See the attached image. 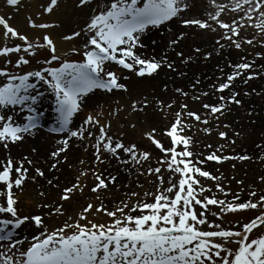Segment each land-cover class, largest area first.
Returning a JSON list of instances; mask_svg holds the SVG:
<instances>
[{
  "label": "snow or ice",
  "instance_id": "snow-or-ice-1",
  "mask_svg": "<svg viewBox=\"0 0 264 264\" xmlns=\"http://www.w3.org/2000/svg\"><path fill=\"white\" fill-rule=\"evenodd\" d=\"M0 3L10 10L0 14V109H12L0 112V264H264V231L253 235L264 229V175L246 185L209 167L264 162V151L250 156L231 150L243 132L224 119L234 108L254 116L246 98L264 97V88L249 87V81L264 79V64L257 65V59L264 60V0H105L96 9L92 0H71V8L86 19L82 26L67 19L59 36V42L69 45L63 54L48 31L59 22L43 20L60 8L61 0H43L34 16L25 17L27 27L36 30L31 35L9 22L23 8L21 0ZM173 21L175 31L168 28L163 43L151 41L162 51L147 54L149 26L159 29ZM189 33L192 42L181 47ZM204 34L214 36L211 49L197 46L195 38ZM225 48L235 50L238 60L217 63L206 88L201 74L187 77L189 65L209 61ZM40 50H46L37 61L40 66L20 71ZM71 55L80 58L69 59ZM163 69L187 82L170 88L161 81L156 87L163 91L133 89ZM93 90L107 98L108 112L94 107L73 124ZM46 93L55 98L56 126L50 131L59 135L42 161L31 158L38 147L13 156L9 146L40 126L37 105ZM117 95L127 99L113 106L111 97ZM17 111L23 114L21 122L14 119ZM122 113L130 117L127 130L141 126L138 138H129L124 130L112 132V118ZM196 134L220 142H203ZM259 141L257 150L264 148V135ZM73 147L90 149L92 158L88 166L78 159L77 174L61 186L58 173L62 165L72 168L68 153ZM230 167L235 170L236 164ZM121 172L144 177L151 187L136 180L137 191L117 183ZM38 177L57 189L56 198L49 200L37 184L41 199L35 208L43 211L22 215L17 205L25 184ZM86 191L91 199L84 198L69 214L65 205ZM249 211L250 216L239 215ZM45 217L63 220L50 230ZM22 227L35 234L15 236L13 230Z\"/></svg>",
  "mask_w": 264,
  "mask_h": 264
},
{
  "label": "rangeland",
  "instance_id": "rangeland-1",
  "mask_svg": "<svg viewBox=\"0 0 264 264\" xmlns=\"http://www.w3.org/2000/svg\"><path fill=\"white\" fill-rule=\"evenodd\" d=\"M31 2L34 4V7H33L34 9L32 10L33 11L32 13L28 11L32 8ZM21 3L23 4V8L15 11L9 22L12 25L18 27L20 30L25 31L31 35L36 30L29 29L27 27L26 22H25V17L27 15H33L34 16L35 12L37 10H39L40 5L43 3V0H21ZM91 6L93 9H96L98 7H102V6H100V4L99 5L98 4H91ZM0 9L3 10L0 12V14H5V13L10 11L8 9V7L3 5L2 3H0ZM79 12L80 11H75L71 8V0H66V2H65V0H61L60 8L56 9V11L53 12L50 16L49 15L43 16V20H56L59 22L58 26H54L53 28L48 29V31L52 34L53 38L56 39L57 41H59V36L61 34H63L65 32L66 28L68 27L67 19L69 18V16L71 17V20L73 21L74 24H79L80 26H82V23L86 19V16H85V14H83L82 16H79ZM160 30H161V28L157 29V28H152L150 26L147 31H150V34L153 33L151 35H156L155 38L159 39V43H163V41L160 39L162 37L163 30H161V31ZM144 35L146 36L147 34H144ZM190 43L191 42L189 41L186 44V47ZM68 46H69L68 44L64 43V45L62 47V49H64V50L59 51L60 54H63L64 52H66ZM181 47L186 48L184 44H182ZM156 50L162 51V49H156ZM177 50H179V49H177ZM147 54H148V52H147ZM150 54H152V53H150ZM45 55H46V50H40L39 55L32 58V62L29 65L22 66L20 71H28V70H32L34 68L39 67L40 65L37 63V61L42 60L45 57ZM68 58L69 59H79L80 57L78 55H71ZM0 63H2V61H0ZM263 64H264V62H263ZM12 70H14V68ZM97 93H98L97 94L98 100H96L95 103H91L89 108L86 107V105L83 103L82 104L83 110L77 114H74L73 119H72L73 123L75 122V123L79 124L82 117L86 114V112H88V110L91 111L94 107H101L102 106L104 108L105 112L106 113L108 112V106H107V102H106L107 98H105L100 93L99 90L97 91ZM50 98H52V101L54 102V107H55V98H54V96H52V94H51ZM126 99H127L126 96L123 99H121L120 96L117 95V96L111 97V102H112L113 106H115L117 100H120L121 103H124L126 101ZM193 106H195V105H193ZM8 111H12V109H10ZM0 112H2V109H0ZM55 115L56 114L54 112V118H53L54 121H55ZM121 116L123 118H121ZM121 116L112 118V132L117 133L120 130H124V131H126V134L129 138H138L140 131H141V126L138 125L135 132L129 131L126 128V121L130 117H128L127 115H125L123 113L121 114ZM131 119H135V117H131ZM122 126H124V127H122ZM38 128L40 130H43V127H41V125ZM194 138L200 139V140H202V139L206 140L207 139L208 141H205V142H215V143L220 142V141H218V138H216L214 136L213 137H204L202 135L196 134L194 136ZM194 148H195V145H194ZM25 149L21 150L20 152L18 151L15 154V156H17L18 154L22 155L24 152H26ZM233 151L242 152L241 150H236V149ZM3 154H4V151H2V152L0 151V156H3ZM91 158L92 157H91V150L90 149L88 151H84L82 148L75 147L71 158L69 157V160H68V163L72 164V168L69 169L66 166L62 165V170H61L60 175H63L65 177V182H60V185L64 186L69 180H72L74 178V176L77 174V169L80 167V165L77 164L78 159H84L85 166H88V161ZM248 161H244V162L228 161V162H225L224 164L218 165V166L212 165L210 163L209 167L210 168L211 167H219L220 172L223 173L226 177H235L238 179H243L245 181V184L247 185V184H252L257 175H264V162H261L258 160L255 161L253 164H251V167L254 166L252 173L251 172L250 173L248 172V174L243 173L242 170L244 169V164L247 163ZM233 163L236 164L235 170H233L230 167V165ZM113 167H115V164H113ZM30 172H31V170H30ZM91 180H92V178L89 176L88 177V183H91ZM136 180H139L141 183H143L145 188L151 187L149 184L145 183L144 177H137L134 175L129 176L128 174H125L123 172H121L119 174L117 183H127L129 185L130 189L140 191V189H136V187H135V181ZM29 181H31V180H29ZM29 181L25 184V192L23 195H21L20 203L17 205L18 210L20 211V213L22 215L29 214V213H35L37 211H43V210H38L35 208V204L37 202H39L41 198L37 195L38 188H37V186L35 187L36 184L34 183V185H33V183L29 182ZM28 185H31L32 188L28 189ZM232 187L235 188L234 183L232 184ZM261 187H264V186H261ZM29 190H31V191H29ZM124 191H125V189L122 188L120 190L119 194L122 195ZM47 192L49 193V200L56 198L57 189H51ZM18 195H20V194L18 193ZM84 198L91 199V195L86 191L84 193V196L81 197L79 199V201L74 200L71 202V205H69V204L65 205L69 214H72V212L74 210H78L79 204H82L84 202ZM239 215H241L243 217H247V216L252 215V212L249 211V212L241 213ZM97 218L102 219V217H97ZM227 219H232V217L229 216V217H227ZM62 220H63V217H60V218L52 217L51 219L45 217V224L51 230L53 227L58 226ZM7 227H11V225H8ZM26 231H27L26 234H24L25 236H22V237H30L31 235L35 234V231L30 230L29 228L26 229ZM259 231H264V229H258L257 232L253 233V235H256ZM13 234L14 235L16 234V232L14 230H13Z\"/></svg>",
  "mask_w": 264,
  "mask_h": 264
},
{
  "label": "bare ground",
  "instance_id": "bare-ground-1",
  "mask_svg": "<svg viewBox=\"0 0 264 264\" xmlns=\"http://www.w3.org/2000/svg\"><path fill=\"white\" fill-rule=\"evenodd\" d=\"M104 2H105V0H92V4H98V5L100 4V6H103ZM31 6H32V8L28 11L32 13L33 12L32 10L34 9L33 8L34 4L32 2H31ZM1 11H3V10L0 9V12ZM83 14H84L83 12H79V16H82ZM168 28H171L173 31H175V28H176L175 22L173 21L172 24H165L164 28H161V30H163L162 36H164L166 34V30ZM247 31L249 33L255 34V29L249 28ZM145 34H147L145 36L146 37L145 43L148 46L147 52L150 55V53L157 51L156 49H154L151 46V41L156 40L159 43V39L155 38L156 35H151L153 33L150 34V31H146ZM195 39L198 42L197 46L207 47V48L211 49L214 36L210 35V34H204L202 36L196 37ZM192 40H193V37H192L191 33H189V40L184 42L185 47H186V44L189 41L192 42ZM200 41H202L203 43L202 44L199 43ZM63 45H64V43L58 41V51L64 50V49H62ZM256 50H260L258 48V46L256 47ZM228 59L233 60V62H236L238 60V56L236 55L235 50L225 48L222 54H220V55L214 54L213 58H211L209 61H206L203 63L197 61L195 64L189 65L187 70H186L187 71V77H191L193 75V73L201 74L203 77L206 78V82H205V80H202V84L206 88L207 83H211L212 79L214 78L213 72L215 70L216 64L219 63L221 66H224L226 64V60H228ZM263 62H264V60L257 59V65L263 64ZM225 70L227 71V68ZM181 71H185V69L182 68ZM169 77L172 78L171 81L168 80ZM187 77L182 78V79H178L173 73L168 72L167 69H163V70H161L160 75L151 81H144V82H140L138 84L134 83L133 89L146 88L148 91H153V90L163 91L162 87H160V88L156 87L157 85H160L161 81H168L170 84V88H171V87H175V86H182L183 84H185L187 82ZM173 81L175 82L174 84H173ZM237 84H239V81H237ZM249 87L250 88H256L257 91H259L261 88H264V79L256 78L254 80L249 81ZM97 91L98 90H93L91 93L86 94V98L84 99V104L86 105V107L89 108L91 103H95V101L98 100ZM48 95L51 97L50 93L49 94L46 93L41 98V100L39 101V103L37 105L38 110L42 113V115L40 117V125H41V127H43V130L36 128L33 131V133L31 135L26 136L22 142H18L16 145H10L9 147H10V150H11V153L13 156H15V154L18 151L20 152L21 150H23L25 148H26L25 151H29L31 147H38L37 155H32L31 158L34 161H37L38 159L40 161H42L43 160V153L50 146L52 138L59 135L57 133H52L50 131V129L56 125H55L54 120H53V118H54V102L52 101V98H50ZM246 99L248 101V104L256 110L254 116L249 117L247 115L245 109L234 108V110L231 112V114L224 117V119H226L228 122L232 123L233 130H240L241 132H243V136L236 138V144L233 146V148L231 150L236 149V150H241L242 152L247 151L250 156H254V155H259L260 151H264V148L257 150L255 147V145L260 142L259 138L262 135H264V97L253 95V96L247 97ZM10 109H11V107H9L7 110L2 109V112L8 111ZM14 119H16L17 122H21L23 120V114L19 111L15 112L14 113ZM251 120H254L255 123H251L250 122ZM73 124H78V123L74 122ZM202 141L205 142L208 140L202 139ZM211 143H215V142H211ZM74 149H75V147H73L71 149V151L68 153L70 158L74 152ZM0 151L2 152L4 150L2 148H0ZM255 161H257V160L252 159V160H249L247 163H245L244 169L242 170V172L246 173V174H248V172L252 173L254 166L251 167V164H253ZM38 166H43V165L38 163ZM61 170H62V166H61ZM61 170L58 173L59 179L61 180V181L59 180V183L65 182V177L63 175H60ZM56 174L57 173H53V175H56ZM45 175L48 176L49 174L46 172ZM29 182H32V181H29ZM35 184H36L35 187L37 186V184L44 186V189L46 192L51 190L48 188V186L45 184V182L42 178L38 177L37 182ZM33 185H34V183H33ZM31 188H32V186L28 185V189H31ZM29 191H31V190H29ZM26 229H28V228L22 227L19 229V232H17L14 229V231L16 232L15 235L18 237L25 236L24 234H26V232H27Z\"/></svg>",
  "mask_w": 264,
  "mask_h": 264
}]
</instances>
